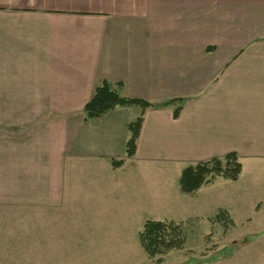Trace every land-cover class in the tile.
<instances>
[{
  "label": "crops",
  "instance_id": "1",
  "mask_svg": "<svg viewBox=\"0 0 264 264\" xmlns=\"http://www.w3.org/2000/svg\"><path fill=\"white\" fill-rule=\"evenodd\" d=\"M102 82L150 106L86 120ZM230 153L264 165V0H0V231L25 259L131 214L142 170L179 191Z\"/></svg>",
  "mask_w": 264,
  "mask_h": 264
},
{
  "label": "rangeland",
  "instance_id": "2",
  "mask_svg": "<svg viewBox=\"0 0 264 264\" xmlns=\"http://www.w3.org/2000/svg\"><path fill=\"white\" fill-rule=\"evenodd\" d=\"M240 165L235 181L208 175L187 196L169 171L142 170L131 214L122 211L112 219L107 211L92 219L90 229L84 225L89 220L69 222L67 239L46 247L51 251L43 254L50 258L43 255L40 262L19 255L18 246L7 244L0 231V264H264V165ZM148 220L179 225L182 247L148 257L138 241ZM80 233L90 236L82 239Z\"/></svg>",
  "mask_w": 264,
  "mask_h": 264
},
{
  "label": "trees",
  "instance_id": "3",
  "mask_svg": "<svg viewBox=\"0 0 264 264\" xmlns=\"http://www.w3.org/2000/svg\"><path fill=\"white\" fill-rule=\"evenodd\" d=\"M129 105H138L142 108L150 104L120 97L106 82L100 83L94 90L92 98L84 105V119L98 118L109 111ZM179 110L174 112V116ZM141 118L128 125L130 137L125 145V156L131 158L136 149V140L141 127ZM122 164V161H112L115 167ZM241 171V165L235 153H230L222 158H214L206 162L186 167L179 178V189L183 194L194 193L208 175L221 174L224 178L235 181ZM138 241L148 257L164 254L169 250L180 249L183 244L182 233L179 225L172 222L148 220L144 223L138 233Z\"/></svg>",
  "mask_w": 264,
  "mask_h": 264
}]
</instances>
